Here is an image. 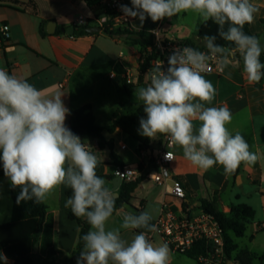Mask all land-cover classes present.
I'll use <instances>...</instances> for the list:
<instances>
[{
	"label": "clouds",
	"instance_id": "9594fccd",
	"mask_svg": "<svg viewBox=\"0 0 264 264\" xmlns=\"http://www.w3.org/2000/svg\"><path fill=\"white\" fill-rule=\"evenodd\" d=\"M120 10L125 17L138 19L140 27L146 18L157 22L193 13L201 24L211 20L218 25L219 36L227 42L216 44L215 36L205 35L206 51L177 48L169 55L166 70L162 62L149 69L145 75L149 83L136 89L145 113L138 133L152 140L166 136L170 146H179L184 158L203 170L220 165L225 175H231L241 164L254 165L259 156L250 151L241 133L229 131L230 109L211 106L217 89L206 74L212 62L224 73L242 61L249 83L264 79L260 59L264 48L258 37L244 31L260 9L252 0H131V7L122 4ZM63 95L45 96L26 79L0 68V162L11 187L20 189L17 204L46 203L56 189L66 186L71 196L64 207L90 226L81 237L76 264H170L168 244L149 238L148 233L158 231L151 212L117 209L118 193L96 171L101 157L65 124L70 110ZM116 213L122 220L109 228ZM122 229L143 231L126 241ZM0 261L8 264L2 253Z\"/></svg>",
	"mask_w": 264,
	"mask_h": 264
},
{
	"label": "crops",
	"instance_id": "0c3cea01",
	"mask_svg": "<svg viewBox=\"0 0 264 264\" xmlns=\"http://www.w3.org/2000/svg\"><path fill=\"white\" fill-rule=\"evenodd\" d=\"M252 2L260 11L251 23V31L261 36L260 42L264 48V0ZM124 4L131 7V0H124ZM105 11V0H99L92 6L87 0H0V68L26 79L45 96L63 93V103L70 110L65 121L69 129L74 111L86 104L93 106L98 125H114L112 132H103L106 141L113 142V150L108 145L102 147L95 137L85 136L81 140L101 157L97 174L118 195L123 181L116 188L117 168L131 165L139 167V177L145 179L137 188L133 200L123 205L122 211L135 214L149 211L153 216L151 223L156 224L165 203L178 212L185 208L184 201L177 199L171 193V188L157 185L146 176L154 169L164 136L150 139L148 147L138 151L146 139L138 133L141 118L138 109L142 102L126 105L129 101H126L125 95H133L136 90L127 93L123 79L126 73H138L144 59L141 46L133 37H111L103 30L82 37L64 31L73 26L78 16L99 19ZM51 22H55L56 27L55 32L50 34L47 29ZM92 23L98 26L96 21ZM4 25L10 27L11 37L7 40L1 33ZM201 25L193 13H181L157 22L146 18L142 27L138 19L132 18L133 29H148L154 35V42L192 39L205 45L199 36ZM60 28L63 29L62 33H57ZM229 71L230 77L227 76ZM112 74L115 78L111 77ZM206 78L217 89L211 106L226 105L230 109L233 119L228 125L229 131L232 134L241 133L249 143L250 151L256 153L259 159L254 165L242 164L239 174L241 182H238V177L233 174L225 175L220 165L207 170L193 166L184 158L182 149L174 146L176 157L171 164V171L182 183L190 205L188 209L200 208L201 200H209L214 202L217 210L229 214L232 206L246 204L254 209L256 217L255 202L258 199L262 201L264 209V196L261 193L264 190V79L259 83H249L242 73V61L236 67L225 69L222 75L206 74ZM146 85L143 82L140 86ZM123 144L128 145L127 149H121ZM112 152L119 158L121 166L115 162ZM141 164L143 169H140ZM68 190V187L61 185L46 202L54 216V246L58 252V264H69L65 261L75 251L80 233L78 222L70 218L71 210L64 207L69 198ZM13 206L10 181L0 176V226L12 221ZM255 217L249 225H253L257 232L264 231V221L256 223ZM121 220L122 216L116 213L107 226L118 227ZM140 231L143 229H122L121 235L130 241ZM148 235L156 243H165L157 233ZM175 254L179 253L170 252V264H174Z\"/></svg>",
	"mask_w": 264,
	"mask_h": 264
},
{
	"label": "trees",
	"instance_id": "16d2710c",
	"mask_svg": "<svg viewBox=\"0 0 264 264\" xmlns=\"http://www.w3.org/2000/svg\"><path fill=\"white\" fill-rule=\"evenodd\" d=\"M99 0H87L89 5H95ZM109 20L106 23L103 32L111 37L130 36L134 41L141 46L144 61L139 66L140 79L137 84H128L123 79V85L127 93L135 91L144 82V75L150 68L151 57L148 56L150 49L155 48L154 35L148 30L143 29L136 31L134 29H126L114 22L115 15L108 12ZM264 23V20H263ZM96 24V23H95ZM97 26L92 22L86 25L76 26V31L73 36L82 37L91 35L88 28ZM226 29V28H225ZM63 29L57 30V33H62ZM246 34L261 38L260 35L254 34L251 31V24H246L244 27ZM205 35L215 36L216 44L226 45L227 42L219 36V28L213 21L209 20L206 24H202L199 29L201 40ZM182 44L192 46L198 50H206L204 45L196 43L192 39H172ZM154 52V51H153ZM261 62L264 63V52L261 54ZM263 80V79H262ZM261 80V81H262ZM141 117L145 116L143 107L140 105L138 109ZM70 130L80 138L85 136L95 137L99 139L100 145L104 147L108 145L113 150V142H107L103 132L108 130L112 132L114 125L102 127L97 124L93 106L86 104L74 111L70 120ZM149 138L146 137L144 142L139 147L140 149L148 147ZM115 162L120 165L119 158L113 154ZM121 166V165H120ZM242 166V164H241ZM241 166L233 173L234 177H238L241 171ZM143 169V165H140ZM0 176H4L2 162H0ZM144 177H139L135 181L123 182L120 195L116 201L117 209H120L124 204L130 203L137 188L144 181ZM20 193L19 188H12L13 197V218L12 221L0 226V253L8 258V264H58L56 256L58 252L54 246V216L49 211L46 203L36 204L34 201H21L17 204V196ZM264 196V190L261 192ZM67 196H71V190L67 191ZM188 198L184 200V208H189ZM201 207L213 215L224 231L225 238V264L227 262H235L237 264H264V251L259 254L251 251L249 248L242 247L237 239L246 235L248 225L255 217L254 209L246 204L234 205L229 214L219 211L214 206V202L209 200H201ZM70 218L78 222L80 226L79 240L75 251L65 263L74 264L83 248L82 235L89 231L90 226L83 218H76L70 212ZM206 253L204 243L197 244L191 251L187 253L189 257L198 261L200 255ZM0 264H4L0 261Z\"/></svg>",
	"mask_w": 264,
	"mask_h": 264
},
{
	"label": "built area",
	"instance_id": "2783aa9c",
	"mask_svg": "<svg viewBox=\"0 0 264 264\" xmlns=\"http://www.w3.org/2000/svg\"><path fill=\"white\" fill-rule=\"evenodd\" d=\"M122 4L125 5L124 0H105L106 11L103 17L91 19L81 15L75 19L73 25L75 27L82 26L89 22L96 21L98 26L103 30L109 20L108 12H111L115 15L114 22L116 25L131 30L133 29L132 18L124 16L123 12L120 10V5ZM1 33L6 40L9 39L11 37L10 27L8 25L2 26ZM185 46L189 45L182 44L172 39H165L163 41L157 40L154 50L150 49V53L148 54L152 59L150 68L158 62H162L163 69L166 70L168 66V57L172 51ZM143 61L144 60H142L141 63ZM207 74L222 75L224 73H221L215 66V62H212L209 65ZM145 75L144 82L148 84L149 81L145 78ZM111 77L115 78V75L112 74ZM124 79L128 84H137L140 79V72L138 71L136 75L126 73ZM127 147V144L121 145V149H127ZM173 148L174 146H170L168 138L164 136V144L159 150L154 169L148 172L146 176L157 185L171 188V193L177 199L184 201L186 192L181 181L171 171V164L176 157ZM139 174V167L133 165L118 167L116 170V176L120 177L123 182L135 181L139 177ZM155 225L158 228L156 233L162 237L164 242L167 243L175 253L187 254L197 244L204 243L206 246V253L199 256L198 262L200 264H225L224 231L217 219L206 212L202 207L195 210L187 209L178 212L174 210L170 204L165 203L163 212Z\"/></svg>",
	"mask_w": 264,
	"mask_h": 264
},
{
	"label": "rangeland",
	"instance_id": "374dc122",
	"mask_svg": "<svg viewBox=\"0 0 264 264\" xmlns=\"http://www.w3.org/2000/svg\"><path fill=\"white\" fill-rule=\"evenodd\" d=\"M125 97L127 98L126 101H129L126 103V105H129V103L135 104L137 102H141L136 99V93L130 96L125 95ZM255 203H256L255 205L257 206V214L255 217V221L256 223L259 221H264V209H263L262 201L258 199V201H256ZM253 235H255V238H252ZM237 242L242 247L249 248L251 251L261 254L264 251V231L257 232L253 225H249L246 231V235L242 238L237 239ZM170 252L172 251L170 250ZM174 256H175L174 264H198L196 260L192 259L191 257L185 254H175ZM226 264H237V263L227 262Z\"/></svg>",
	"mask_w": 264,
	"mask_h": 264
},
{
	"label": "water",
	"instance_id": "95a60500",
	"mask_svg": "<svg viewBox=\"0 0 264 264\" xmlns=\"http://www.w3.org/2000/svg\"><path fill=\"white\" fill-rule=\"evenodd\" d=\"M55 27H56V24L55 22H51L48 26V32L51 34V33H54L55 32ZM65 32H67L69 35H74L75 34V31H76V27L73 25V26H70L68 27L67 29H64ZM88 31L92 34H96V33H100L102 32V28L99 27V26H94V27H90L88 28ZM140 87V86H139ZM122 180L120 177H117L116 178V181H115V186L116 188L119 187V185L121 184ZM238 182H241V177L238 176ZM119 197V195H118Z\"/></svg>",
	"mask_w": 264,
	"mask_h": 264
}]
</instances>
